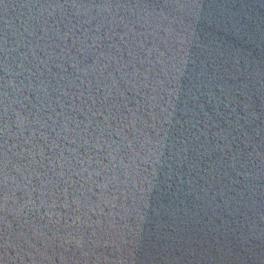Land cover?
Listing matches in <instances>:
<instances>
[{
    "label": "water",
    "instance_id": "1",
    "mask_svg": "<svg viewBox=\"0 0 264 264\" xmlns=\"http://www.w3.org/2000/svg\"><path fill=\"white\" fill-rule=\"evenodd\" d=\"M0 264H264V0H0Z\"/></svg>",
    "mask_w": 264,
    "mask_h": 264
}]
</instances>
